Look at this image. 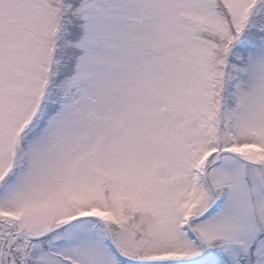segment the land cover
<instances>
[{
    "label": "snow or ice",
    "instance_id": "6c2138e0",
    "mask_svg": "<svg viewBox=\"0 0 264 264\" xmlns=\"http://www.w3.org/2000/svg\"><path fill=\"white\" fill-rule=\"evenodd\" d=\"M0 264H264V0H0Z\"/></svg>",
    "mask_w": 264,
    "mask_h": 264
}]
</instances>
